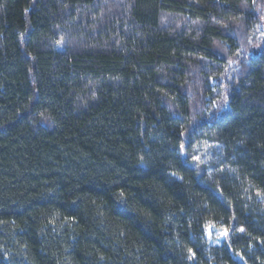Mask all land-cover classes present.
<instances>
[{"label": "trees", "instance_id": "obj_1", "mask_svg": "<svg viewBox=\"0 0 264 264\" xmlns=\"http://www.w3.org/2000/svg\"><path fill=\"white\" fill-rule=\"evenodd\" d=\"M0 264H264V0H0Z\"/></svg>", "mask_w": 264, "mask_h": 264}, {"label": "rangeland", "instance_id": "obj_2", "mask_svg": "<svg viewBox=\"0 0 264 264\" xmlns=\"http://www.w3.org/2000/svg\"><path fill=\"white\" fill-rule=\"evenodd\" d=\"M217 146L211 144H205L201 148H198L194 155V160L203 165L208 166L212 157L214 156L215 150H217ZM226 228L224 227H216L214 225H208L205 228V237L209 246H221L223 245L229 238V230L227 237L219 236V233L224 231ZM211 232V235H209Z\"/></svg>", "mask_w": 264, "mask_h": 264}, {"label": "snow or ice", "instance_id": "obj_3", "mask_svg": "<svg viewBox=\"0 0 264 264\" xmlns=\"http://www.w3.org/2000/svg\"><path fill=\"white\" fill-rule=\"evenodd\" d=\"M241 231H243V229H241ZM209 235H211V232H209ZM227 235H228V230L227 229H225L224 231L219 233V236H223L225 238L227 237Z\"/></svg>", "mask_w": 264, "mask_h": 264}]
</instances>
